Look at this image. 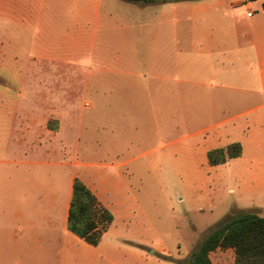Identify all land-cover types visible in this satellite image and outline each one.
I'll use <instances>...</instances> for the list:
<instances>
[{
  "label": "crops",
  "instance_id": "obj_1",
  "mask_svg": "<svg viewBox=\"0 0 264 264\" xmlns=\"http://www.w3.org/2000/svg\"><path fill=\"white\" fill-rule=\"evenodd\" d=\"M108 1L0 0V264H117L113 255L126 249L106 237L134 206L125 175L133 128L118 132V115L151 108L160 126L165 102L158 94L151 103V93L172 83L180 94L187 84L189 107L210 117L206 153L242 145L226 161L237 162L241 189L231 209L264 216V0H126L171 7L173 19L157 23V53L136 48L134 32L120 34ZM107 106L110 116L99 110ZM103 121L111 129L108 158L90 159ZM75 178L113 215L97 245L67 229ZM223 251L228 262H218ZM149 252L171 255L162 242ZM210 259L229 264L233 250L216 249Z\"/></svg>",
  "mask_w": 264,
  "mask_h": 264
},
{
  "label": "rangeland",
  "instance_id": "obj_2",
  "mask_svg": "<svg viewBox=\"0 0 264 264\" xmlns=\"http://www.w3.org/2000/svg\"><path fill=\"white\" fill-rule=\"evenodd\" d=\"M250 1L254 6L253 0ZM108 2L113 9L111 19H119L120 34L126 36L130 31L134 32L139 40L136 48L142 52L157 53V23L173 19L171 7L163 9L158 3L146 5L126 0ZM104 29L106 35L112 32L111 28ZM149 30L150 40H145L143 37L148 36ZM179 78L183 79V74ZM29 83L33 85L30 77L26 84ZM10 87L11 90L16 89L14 83ZM187 87L184 82L178 86L183 93ZM183 93L175 92L173 83L162 94L151 93L155 96L154 99L151 97V103L157 101L158 94L159 100L165 102L158 127L157 117L151 108H148L147 114L135 112L131 115L123 110V114L118 115L122 121L118 132L122 129L127 131L129 126L133 128V139L126 142L130 170L125 175L134 194V206L132 217L127 221L118 220L106 237L107 241H120L119 245L126 249L123 256L121 253L113 255L117 264H187L202 239L218 223L238 212L237 208L231 209L238 205L241 194L238 164L236 161L216 166L208 164L206 151L202 148L210 142L202 140L213 131L206 124L210 117L197 116L196 110L189 107L188 96ZM93 94H86V103L91 104ZM97 94L104 97L111 95L108 91ZM102 109H99L102 115L110 116L109 106ZM100 123L97 133H93L100 138L96 143L97 150L90 159L108 158L104 150L109 152L111 129L106 122ZM123 146L125 149V143ZM117 147L119 151L123 149L122 144ZM113 158L121 159L119 155ZM157 242L164 243L171 255H152L149 251ZM222 253L225 258L218 262H228L229 252Z\"/></svg>",
  "mask_w": 264,
  "mask_h": 264
},
{
  "label": "trees",
  "instance_id": "obj_3",
  "mask_svg": "<svg viewBox=\"0 0 264 264\" xmlns=\"http://www.w3.org/2000/svg\"><path fill=\"white\" fill-rule=\"evenodd\" d=\"M153 1V0H142ZM242 145L230 142L207 151V162L214 166L237 157ZM113 221V215L81 180L75 178L67 216V229L91 245H97ZM232 249L229 264H264V216L240 211L218 223L192 251L187 264H212L211 252Z\"/></svg>",
  "mask_w": 264,
  "mask_h": 264
},
{
  "label": "built area",
  "instance_id": "obj_4",
  "mask_svg": "<svg viewBox=\"0 0 264 264\" xmlns=\"http://www.w3.org/2000/svg\"><path fill=\"white\" fill-rule=\"evenodd\" d=\"M248 15L250 14V12L247 13Z\"/></svg>",
  "mask_w": 264,
  "mask_h": 264
}]
</instances>
